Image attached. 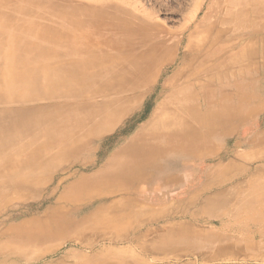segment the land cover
Here are the masks:
<instances>
[{
	"label": "rangeland",
	"instance_id": "374dc122",
	"mask_svg": "<svg viewBox=\"0 0 264 264\" xmlns=\"http://www.w3.org/2000/svg\"><path fill=\"white\" fill-rule=\"evenodd\" d=\"M247 1L218 0L219 22L204 37L207 48L219 38V136L213 140L210 132L200 133L206 144L198 157L204 162L187 172L193 182L182 178L174 188L178 192L188 184L185 195L148 204L146 210L136 201L104 200L113 182L102 181L112 168L102 166L149 119L154 98L129 99L127 114L101 136L86 133L88 122H65L63 135L25 141L18 160L0 167V264H264V0ZM30 3L37 11L60 4L61 12L77 19L70 13L106 7L104 0H2L0 11L9 13L0 19L8 25L0 35L2 78L17 75L28 64L7 47L11 39L29 37L30 20L20 14L28 12ZM200 3L123 0L121 6L138 26L174 32ZM237 6L244 10L239 16ZM138 47L130 42L124 59L130 60ZM194 68L191 64L188 70ZM0 88L10 94L7 84ZM106 97L115 102L114 93ZM99 101L93 106L103 105ZM51 102L0 103V124L7 122L6 111L18 112L20 118L30 110V115H40ZM202 116L198 119L208 123V114ZM96 160L95 166L85 167ZM45 230L52 234L42 244L25 241Z\"/></svg>",
	"mask_w": 264,
	"mask_h": 264
},
{
	"label": "bare ground",
	"instance_id": "6f19581e",
	"mask_svg": "<svg viewBox=\"0 0 264 264\" xmlns=\"http://www.w3.org/2000/svg\"><path fill=\"white\" fill-rule=\"evenodd\" d=\"M122 1L104 0V8L101 5L70 13L78 19L61 12L60 4L37 11L30 3L28 12L20 14L30 20L29 37L11 39L7 52L24 57L28 64L17 75L0 76V84H7L10 91L5 94L0 88V103L52 102L41 109L40 115H30V110L27 117L20 118L18 112H5L9 117L5 125L0 124V167L18 160L25 141L28 144L45 136L63 135L65 122H88L86 133L101 136L112 131L127 114L129 99L154 98L156 105L149 119L102 166L112 167L102 181L113 182L111 190L103 194L104 200L119 197L126 202L136 201L146 210L150 204L185 195L188 184L178 192L174 188L182 178L193 182L187 172L204 162L198 157L206 144L200 133L210 132L213 140L219 136V38L215 37L208 48L203 46L205 34L219 22V7L215 6L218 0H207V6L206 0H201L177 31L160 32L136 25L135 16L121 6ZM200 8L206 11L197 21ZM235 10L238 16L244 12L238 6ZM3 13L9 18L7 11H0V19L5 17ZM67 23L74 26L72 30L62 28ZM0 26L3 35L8 25L0 20ZM215 34L218 36V31ZM130 42L139 47L137 52L131 51L132 58L127 61L124 58L129 55ZM11 62L10 57L8 66ZM191 64L195 68L188 70ZM119 86L123 88L116 91L114 88ZM110 93L115 94V102L105 101ZM97 98H103V105L94 107ZM204 111L208 123L198 119L204 118ZM115 201L119 200L110 202ZM51 234L45 230L25 241L42 244ZM73 254L82 259L80 253Z\"/></svg>",
	"mask_w": 264,
	"mask_h": 264
}]
</instances>
